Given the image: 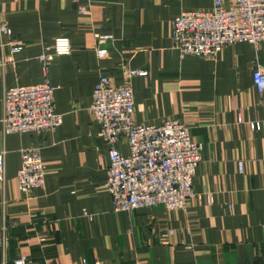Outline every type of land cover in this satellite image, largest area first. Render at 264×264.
<instances>
[{"label": "crops", "instance_id": "1", "mask_svg": "<svg viewBox=\"0 0 264 264\" xmlns=\"http://www.w3.org/2000/svg\"><path fill=\"white\" fill-rule=\"evenodd\" d=\"M212 7L213 0H0L10 29L0 36V264L19 256L33 264H264V102L252 78L264 66V41L203 58L181 55L172 40L182 11ZM96 34L109 38L100 44ZM58 36L71 44L48 72L61 124L5 134L4 89L41 82L38 56ZM137 70L145 74L130 73ZM102 74L131 84L137 123L178 120L201 145L184 208L114 212L105 185L109 146L89 109ZM32 146L45 183L25 194L17 171L21 150Z\"/></svg>", "mask_w": 264, "mask_h": 264}, {"label": "built area", "instance_id": "2", "mask_svg": "<svg viewBox=\"0 0 264 264\" xmlns=\"http://www.w3.org/2000/svg\"><path fill=\"white\" fill-rule=\"evenodd\" d=\"M233 3L232 7L225 8L222 0H213L210 11H182L172 22L174 47L181 55L210 58L223 47L236 42H248L254 46L263 42L264 0H233ZM78 10L80 13L84 11L83 7ZM4 34H10V29L0 21V36ZM96 38L101 44L109 36L96 34ZM20 49L12 48L13 51ZM70 52V39L67 36L56 37L51 48L38 56L43 80L4 89L1 123L5 134L51 132L61 124L62 115L54 109L48 72L55 57ZM104 53V49L96 48L99 58H103ZM130 73L143 75L145 71ZM252 78L264 102V66H258ZM89 109L98 122V135L109 146L105 185L112 198L114 212L158 204H163L168 210L184 208L193 195L192 176L201 160V145L192 140L189 127L178 120H164L157 125L137 123L131 84L115 85L104 74L99 76L94 87ZM251 127L258 128V125L254 123ZM118 143L126 144L128 152L122 153ZM4 176V151H1L0 182L4 181ZM17 183L25 194L44 186L38 147L21 150ZM13 264H33V260L19 256Z\"/></svg>", "mask_w": 264, "mask_h": 264}]
</instances>
